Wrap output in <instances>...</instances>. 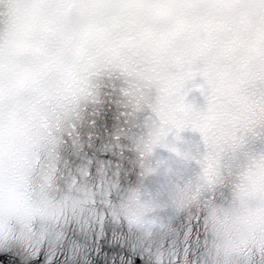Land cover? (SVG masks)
<instances>
[{
    "label": "snow or ice",
    "instance_id": "1",
    "mask_svg": "<svg viewBox=\"0 0 264 264\" xmlns=\"http://www.w3.org/2000/svg\"><path fill=\"white\" fill-rule=\"evenodd\" d=\"M0 32L6 33L0 40V145L30 85L36 119L10 163L21 175L47 165L41 192H56L39 204V219L15 224L0 217V264H155L158 251L176 242L177 223L182 238L191 229L187 264H214L213 258L225 264L236 245L228 264L253 257L264 264L260 230L245 244L218 240L211 231L221 213L264 204V172L251 159L264 154L252 147L264 144V0H0ZM85 57L94 69L87 74L81 71ZM193 64L214 88L218 76L234 87L240 108L226 123L210 126L185 105L193 88L184 69ZM144 84L174 87L173 102L157 115L175 127L177 138L191 131L200 147L233 150L219 171L205 172L201 211L193 209L187 221L176 210L183 192L143 186L165 163L145 167L143 161L145 125L155 120L139 103ZM253 129L255 141L244 135ZM4 171L0 150V179ZM126 216L139 217L142 229L130 227ZM248 219L255 222L252 211Z\"/></svg>",
    "mask_w": 264,
    "mask_h": 264
},
{
    "label": "clouds",
    "instance_id": "2",
    "mask_svg": "<svg viewBox=\"0 0 264 264\" xmlns=\"http://www.w3.org/2000/svg\"><path fill=\"white\" fill-rule=\"evenodd\" d=\"M6 38V33L0 32V40ZM81 71L85 74L94 71L89 66L88 57L83 60ZM187 83L193 88V91H198L203 98L204 105L201 109L192 110L203 116L205 123L210 126L224 124L228 120L237 115L240 108V101L235 92L234 87L226 78L218 76L217 86L214 88L209 84V78L203 71L193 64L190 68L184 69ZM195 73V75H189ZM146 74L151 76V71L146 69ZM199 81L200 83H197ZM22 91L15 107L14 115L10 124L5 126L4 142L0 145V150L3 151L5 157V171L3 178L0 179V217L10 220L15 224H23L28 219H39V204L43 199H55L56 192L48 191L42 195L41 189L48 182V167L33 166L23 175L18 173L11 165V161L17 159L24 150L26 138L28 137L33 127V122L36 119V110L38 100L34 95L29 94L28 88ZM144 92L139 101L141 108L148 109L155 120L146 122V134L144 137V155L143 161L145 167L149 165L155 167L154 157L158 151H164L172 156V161L164 160L165 163L158 173L148 175L144 179V188L150 192L153 178H159V186L164 187L171 194L178 191L184 195L176 201L177 213L184 215L185 220L191 219L193 209L200 212V194L207 183L205 172L208 175H213L220 170L222 164L228 163L233 150L230 148L223 149L220 153H215L208 146H190L185 144L182 138L184 132L178 134L174 126H166L165 120L157 113H165L168 107L173 102L175 89L171 85L161 84L159 88L148 87L143 85ZM192 92V91H191ZM188 97V96H187ZM186 97V99H187ZM211 104V107H210ZM163 131H167V135H163ZM244 135L250 136L253 141L257 139L256 131L253 129ZM171 137V139H169ZM202 139V138H201ZM167 143V147L157 148L155 145ZM253 166L264 172V154H258L253 157ZM252 211L255 217V222L250 223L248 213ZM130 227H134L140 231L144 222L139 217H125ZM148 223L154 225L155 221ZM212 234L218 240L239 241L240 244L247 242L248 236L253 230H260L264 234V204H241L240 208L232 213H221L212 219ZM188 231L185 232L181 239V245L184 247L181 264H187L186 247ZM178 236V234H177ZM179 238V236H178ZM175 241L169 244L167 249H161L156 255L155 264H177V255L179 247L174 246ZM239 250L236 245L224 257L225 264H228V257L232 251ZM259 255V250L257 252ZM214 259V264L215 258ZM246 264H260V261L253 257L246 261Z\"/></svg>",
    "mask_w": 264,
    "mask_h": 264
},
{
    "label": "rangeland",
    "instance_id": "3",
    "mask_svg": "<svg viewBox=\"0 0 264 264\" xmlns=\"http://www.w3.org/2000/svg\"><path fill=\"white\" fill-rule=\"evenodd\" d=\"M199 141H200V139H199ZM263 146H264V144H261L260 142H259V144H256V142H254V143L252 144V147H253L255 150H260V149H262ZM161 159H162V160L172 161L173 158H172L171 154H169V153H167V152H164V151H158V152L155 154L154 162H155L156 160H161ZM159 183H160L159 178H153V180H152V182H151V184H150L149 186H150V187H157V186H159ZM174 231H175V235H174L173 239L176 240L177 246H178V247H181V246H182V245H181V239H182V237H181V235H180V232H181V226H180L179 223H177V225H176ZM177 234H178L179 238H178ZM112 258H114V254H109V255H108V259H112ZM58 259H60L61 262H63L64 257H63V256H59ZM100 259H104V256L102 255V256L100 257Z\"/></svg>",
    "mask_w": 264,
    "mask_h": 264
},
{
    "label": "trees",
    "instance_id": "4",
    "mask_svg": "<svg viewBox=\"0 0 264 264\" xmlns=\"http://www.w3.org/2000/svg\"><path fill=\"white\" fill-rule=\"evenodd\" d=\"M197 83H200L197 81ZM186 103L192 105L194 109H201L203 108L204 101L202 96L198 91H192L189 93ZM183 141L185 144L190 145V146H195L199 144V134L198 133H193L191 131H186L182 134ZM256 144H259V141H256ZM264 148V146L262 147Z\"/></svg>",
    "mask_w": 264,
    "mask_h": 264
}]
</instances>
